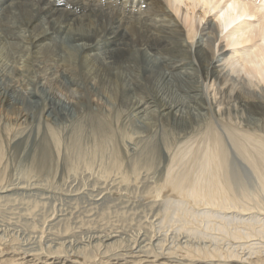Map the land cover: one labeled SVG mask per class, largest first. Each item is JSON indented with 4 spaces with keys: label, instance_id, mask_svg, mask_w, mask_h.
Masks as SVG:
<instances>
[{
    "label": "bare ground",
    "instance_id": "1",
    "mask_svg": "<svg viewBox=\"0 0 264 264\" xmlns=\"http://www.w3.org/2000/svg\"><path fill=\"white\" fill-rule=\"evenodd\" d=\"M15 1L0 0V13L4 16L0 19V108L13 114L10 117L19 123L31 121L34 117L27 108L39 104L35 97L40 91L49 99L48 109L58 115L67 109H82L84 96L81 98L78 94L84 85L89 96L97 91L98 86L104 91L109 88L115 96L118 95L123 87L115 74L109 81L108 76L106 80L101 74L99 80L96 78L101 69H106L108 75L112 68L119 70L124 64L122 62L129 63L130 68L133 59L138 58L135 54L143 55L146 65L148 58L159 57L162 69L170 66L188 75L191 63L198 62L202 68L198 87L204 91L205 102L214 112H226V109L230 112L233 105L237 107L238 104L257 110L264 107V0H36L37 4L31 0ZM14 8L22 13L21 20L15 21L18 14ZM91 18L97 19V26ZM56 24L58 29L52 30ZM22 26L31 29L33 39L28 37L27 40L32 41V47L12 40L14 32ZM2 29L5 33H1ZM64 36H72L73 47L62 42ZM10 47L20 53L23 49H32V53L19 56L16 53V61L12 55L14 64L9 66ZM54 48L58 51H54L57 58L49 53ZM172 59L177 63L170 64ZM21 60L23 62L19 64ZM9 68L13 70L11 73ZM152 71L143 72V78L148 80ZM131 88L134 91L141 89L138 84ZM95 98L92 100L101 106L103 101ZM146 101H137L135 109L151 103ZM161 107L168 112L167 115L179 119L176 100L161 101ZM222 124L226 134L210 124L207 130L195 135L191 145L184 142L177 150L173 149L156 187L150 188L155 189L151 197L157 198L150 199V203L162 205L172 202L179 219L185 214L187 205H203V211H199L200 207L197 212L206 221L203 229L207 233H217V236L208 237L211 243L206 241L194 245L187 242L176 249H165L159 236L153 239L144 235L136 240L133 247L129 244V249H124L119 238L123 233L108 230L93 237L98 249L106 247L103 252L100 250L99 257L91 250L85 251L84 247L81 251L73 250L66 233L58 235V247L48 245L46 250L42 239L37 246L32 244L34 247L24 249L11 242L6 243L0 236V264H264V125L261 129L250 130L240 123L234 126L228 122ZM231 146L238 150L242 159L239 169L242 176L238 178L233 177L230 170V162L236 158ZM119 166L120 163L118 170ZM108 170L104 168L102 171L108 173ZM244 171L256 178L259 183L257 190L244 185ZM139 173L140 170L133 167L122 176V182L129 181L130 176L139 180ZM7 191L0 188V193ZM99 195L100 192L95 196ZM174 208L170 210L174 212ZM189 210L194 217L197 216V209ZM231 210L235 212L230 214ZM216 214L221 218L219 222L212 223L211 218ZM187 226L189 231L198 232V227ZM201 236L205 238L206 233ZM231 240L237 242L236 246H223L226 244L224 241H229V244Z\"/></svg>",
    "mask_w": 264,
    "mask_h": 264
},
{
    "label": "rangeland",
    "instance_id": "2",
    "mask_svg": "<svg viewBox=\"0 0 264 264\" xmlns=\"http://www.w3.org/2000/svg\"><path fill=\"white\" fill-rule=\"evenodd\" d=\"M19 1L16 0L15 2ZM31 1L36 2V4L38 2L36 0ZM13 10L17 12L20 18L15 17V21L21 20L22 13L16 8ZM0 14L1 19L4 16L2 13ZM91 19L97 26V19ZM58 26L56 24L52 30H57ZM22 27L21 29L18 28L21 34L18 31L14 32L17 35L14 34L12 40L20 42L22 46H27V44L30 46L31 44L32 47L30 39H33V34L31 36V29ZM4 29L1 30V33H5ZM28 37H30L29 40H27ZM63 38L64 44L74 46L75 42L72 36H64ZM17 39L21 41H17ZM20 44L19 46H21ZM5 50L3 55H5ZM9 50L11 51L9 66L14 64L11 60L12 55L14 59H17L16 53L18 56L22 53H32V49L30 51L23 49L21 53L11 47ZM54 51L58 52L54 48L49 53L56 57ZM135 55L138 58L137 60L133 59L132 64L134 66L130 65L129 68V63L122 62L126 67L122 65L119 70L112 68L110 75L106 74V69L104 71L101 69L99 77L96 78L99 80L101 74L106 77V80L108 76L109 81L110 79L113 80L112 75L115 74V78L119 79L123 91L126 92H123L120 86L121 92L115 96L109 88L105 91L99 89L98 82L97 91L89 96V90L84 85V88H81V94H78L81 98L82 96L85 97L82 98L84 106L82 105L81 112L71 109H67L62 115L51 112V109H48L49 99L41 91L36 93L35 97V101H38L39 104L27 108L28 113L34 116L31 121L29 119L19 123L12 120L13 114H9L0 108V188L8 190L0 193V236L4 238L6 243L11 242L21 248L29 249L31 246H37L39 240L42 239L43 242L40 241L45 244L43 248L46 250L48 245L58 247L56 245L58 242L60 245L58 235L66 233L69 237V243L71 241L74 246L73 250H91L90 252L100 257L101 252L106 247L103 246L98 249L93 238L99 235L100 231H121L123 235L121 234L122 237L119 238L123 241L124 249L130 245L133 247L136 240L144 235L153 237V239H157L159 236L158 238L161 239V243L163 242L165 249H176L180 245L184 246L187 242L194 245L211 243L208 237L210 235L217 236L214 231L207 233L205 228L203 229L206 221L204 218L201 219L200 213H197L203 211V205H187L185 214L179 219L176 216L177 209L174 208L175 205L171 204L172 202H164L165 205L162 204L164 208L161 203L155 205L150 203V199H157L151 197L155 190L153 188L156 187V181L161 178L165 166L170 161L171 153L173 154V151L177 150L184 142L187 143V146L191 145L195 135L207 130L210 124L217 126L225 134L223 122H228L233 126L240 123L250 130L261 129L264 125V107L257 110L251 106L249 108L238 104V108L233 105L230 112L228 109L226 112L225 110L214 112L205 102L204 91L202 92V88L198 87L199 83L197 82L202 74V68L199 67L198 62L196 64L191 63L193 65L189 68V72L193 70L194 73L190 72L188 75V73H179L170 66H165L163 70L159 65L161 61L159 57L148 58L146 65L143 55ZM22 62L23 60L18 63L22 64ZM137 62L138 65L136 66ZM176 63L177 60L172 59L170 61V64ZM146 69L148 71L153 70L150 80L143 78L142 74L147 71ZM8 71L11 73L13 70L9 68ZM92 72L94 71L92 70ZM84 84H86V80ZM136 84L141 89L134 91L135 89L131 87ZM26 91L32 92L31 90ZM93 97H96L95 99L100 102L103 101L102 105L99 106L95 103L96 101L92 100ZM139 100H147L151 103L136 110V102ZM167 100L169 102L177 101L179 119L167 115L168 112L161 107V101ZM259 110H262L261 113ZM231 148L239 160L236 161V158H233L234 160L230 162V170L233 177L238 178V176H242L239 174L242 159L238 150L234 146ZM119 163L118 170L117 165ZM103 167L109 169V174L102 171ZM133 167L140 170V181L130 176L129 181L122 182V176L126 172L129 173ZM244 172L246 180L244 185L254 191L257 190L259 183L256 178L248 175L246 171ZM104 174L106 175L104 176ZM151 187L153 188L150 189ZM98 192L100 195L96 197ZM96 199L98 203L95 202ZM169 204L171 205L169 206ZM172 207L175 209L174 212L173 209L170 210ZM193 207L194 210L197 209L195 211L197 216L195 217L193 212L188 211ZM234 212L233 210L229 211L230 214ZM219 218H221L220 214H216L214 218H211L212 223L219 222ZM202 223L204 224L202 225ZM27 224L28 226H26ZM189 224L198 227L197 233L200 235L189 231V226H187ZM204 232L207 237L202 238L201 235H204ZM92 239L94 240L93 245ZM45 240H48L47 244ZM224 242L226 243L223 245L225 247L236 246L237 243L232 240L229 244L227 243L229 241ZM245 253L247 254V251ZM7 255L9 254L5 256Z\"/></svg>",
    "mask_w": 264,
    "mask_h": 264
},
{
    "label": "snow or ice",
    "instance_id": "3",
    "mask_svg": "<svg viewBox=\"0 0 264 264\" xmlns=\"http://www.w3.org/2000/svg\"><path fill=\"white\" fill-rule=\"evenodd\" d=\"M229 7L231 8V7H232V5L230 4V5H229Z\"/></svg>",
    "mask_w": 264,
    "mask_h": 264
}]
</instances>
